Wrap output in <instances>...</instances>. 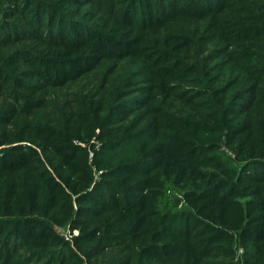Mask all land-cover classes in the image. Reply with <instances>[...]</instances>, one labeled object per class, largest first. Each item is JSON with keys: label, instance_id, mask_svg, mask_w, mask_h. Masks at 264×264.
I'll return each mask as SVG.
<instances>
[{"label": "trees", "instance_id": "trees-1", "mask_svg": "<svg viewBox=\"0 0 264 264\" xmlns=\"http://www.w3.org/2000/svg\"><path fill=\"white\" fill-rule=\"evenodd\" d=\"M0 264H264V0H0Z\"/></svg>", "mask_w": 264, "mask_h": 264}]
</instances>
